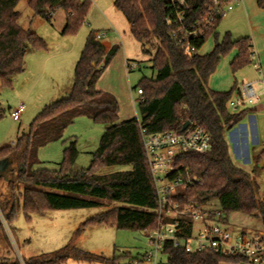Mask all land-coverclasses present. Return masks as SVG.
Listing matches in <instances>:
<instances>
[{"label":"trees","instance_id":"16d2710c","mask_svg":"<svg viewBox=\"0 0 264 264\" xmlns=\"http://www.w3.org/2000/svg\"><path fill=\"white\" fill-rule=\"evenodd\" d=\"M19 1L0 0V90L11 86L13 78L25 70L30 49L47 46L36 32L20 26ZM256 2L259 8L264 9V0ZM114 4L129 22L130 31L142 43L143 50L149 53V47H157L152 59L155 77H143L134 87L143 91V99H136L139 117L116 123L120 110L118 100L96 89V83L119 47L107 50L92 31L77 62L68 96L46 105L27 134L21 135L13 145L0 148V162L11 160L19 166L9 196L0 198L9 210V218L18 202L22 203L27 219L50 210L91 208L103 206L106 202L123 205L88 218L63 248L52 253V257L39 258L34 263L47 264L67 257L105 264L136 263H123L121 257L106 258L83 251L76 246V241L88 226H114L146 233L157 227L158 195L140 125L153 133L182 132L186 121L205 128L211 135V149L204 153L183 152L175 158V165L181 166V171L187 170L191 176L201 180L200 184L181 191L176 196L177 201L185 205L216 200L225 221H229L232 212H240L259 217L264 227V198L258 194V184L251 173L233 162L225 137L250 109L233 112L228 109L233 96L241 94L236 85L228 91L209 87L210 77L222 58L231 52L236 51L230 62L233 73L252 62V38L234 39L226 33L220 39L217 28L196 43L201 49L213 36L215 44L210 52L188 55L171 37L166 21L169 15L167 0H115ZM29 5L35 15L48 22H52L57 10L63 9L66 23L62 34H68L76 33L86 21L92 0H29ZM78 115H87L107 125L98 149L93 152L90 166L75 169L78 150L72 141L64 149L57 169L41 167L38 149L60 140L64 128ZM2 116L0 109V118ZM263 157L264 152L257 157L258 162ZM116 165H129L131 168L106 175L97 172L102 167ZM17 182L20 185H16ZM191 226L192 223L188 222L186 236L190 235ZM164 253L166 264H221L226 261L241 264L243 261L208 252L186 253L170 242H167Z\"/></svg>","mask_w":264,"mask_h":264},{"label":"rangeland","instance_id":"374dc122","mask_svg":"<svg viewBox=\"0 0 264 264\" xmlns=\"http://www.w3.org/2000/svg\"><path fill=\"white\" fill-rule=\"evenodd\" d=\"M114 1L92 0L86 21L76 33L68 34H62L66 16L63 9L57 10L52 22H48L35 15L29 0L19 1L17 9L21 14L20 26L36 32L44 39L47 46L38 50L30 49L29 51H36L39 54L33 56L30 66L13 78L11 86L0 90V109L3 112L0 118V148L13 145L21 135L27 134L32 122L46 105L68 96L72 89L77 62L92 31L95 35L106 33V36L100 40L106 46L119 47L96 83V89L107 92L118 100L120 110L116 123L139 117L136 101L139 96L134 87L143 77H155L152 59L157 47H149L148 44L149 53L143 50L142 43L132 35L129 22L115 7ZM218 32L220 39L226 33H230L234 39L250 36L252 42L255 40L257 48L264 53V9L259 8L255 0H244L243 5L234 6V9L221 20ZM214 44L215 39L212 36L200 50L201 53L209 52ZM234 54L235 51L222 58L209 79V86L214 90L231 89L234 85L241 89L244 83L257 80L254 89L258 98L254 104L248 106L250 111L245 114L242 121L228 132V140L235 160L251 173L258 184L259 196L264 198V157L260 162L257 159L264 152V62L262 61L263 70L259 72L254 67L258 59L253 55L250 64L233 73L229 62ZM128 63L135 64L136 67L129 68ZM66 86H69L68 89ZM236 98L237 96L234 95L228 104L231 112L234 111L232 103ZM20 103H24L25 111L20 121H15L11 112ZM241 107L237 111H241L243 109ZM106 128V124L96 122L87 115L76 116L64 128L60 140L38 149L40 166L57 169L63 159L64 149L74 141L78 150L75 169L88 168L93 152L98 149ZM238 146L240 156L234 151ZM0 168V197L3 198L9 196V189L12 181L17 177L19 166L8 160V163L0 164ZM130 168L129 165L105 166L97 172L106 175ZM16 185L20 184L17 182ZM1 198L0 263L11 264H38L34 263V260L47 259L50 255L52 257V253L60 250L70 241L81 223L109 208L123 205L119 202H106L103 206L91 208L50 210L44 214H33L27 219L22 203L18 202L12 217L9 218V210ZM206 206L216 207L218 202L211 200ZM228 226L232 238L240 233H246L248 236L258 233L264 235V227L257 216L232 212ZM201 227L202 223L196 221L193 234L197 235ZM76 246L83 251L103 255L106 258L121 257L123 263L134 261L137 264H154L144 257L149 249V242L147 233L141 230L117 229L105 225L88 226L76 241ZM158 262L166 264V257L160 256ZM47 264L105 263L67 257ZM221 264L240 263L226 261Z\"/></svg>","mask_w":264,"mask_h":264},{"label":"built area","instance_id":"2783aa9c","mask_svg":"<svg viewBox=\"0 0 264 264\" xmlns=\"http://www.w3.org/2000/svg\"><path fill=\"white\" fill-rule=\"evenodd\" d=\"M169 15L167 25L171 37L188 55L198 54L196 43L218 28L221 21L241 0H167ZM106 33H97L101 40ZM135 68V64H129ZM143 91L137 90L142 98ZM253 82L244 83L237 101L232 107L238 110L242 104L252 105L257 100ZM25 111L24 103L11 112L15 121H19ZM143 146L147 154L150 170L156 185L158 207L156 213L159 223L147 232L149 249L144 257L147 261L159 264L160 256H165L167 242L186 253H214L225 258L242 259L241 263L264 264V235L248 236L240 233L232 238L228 222L219 206H206L207 203H189L182 205L176 196L183 190L200 184L199 178L181 171L175 165L180 153L193 151L204 153L211 149V135L202 126L191 124L182 132L165 131L153 133L140 125ZM192 223L191 233L186 236L187 223ZM202 223L201 230L194 235L195 222ZM161 263V262H160ZM137 264V263H134Z\"/></svg>","mask_w":264,"mask_h":264},{"label":"crops","instance_id":"0c3cea01","mask_svg":"<svg viewBox=\"0 0 264 264\" xmlns=\"http://www.w3.org/2000/svg\"><path fill=\"white\" fill-rule=\"evenodd\" d=\"M256 1V0H255ZM240 4H244V0H241V2L240 3H238V4H236L235 6H237V5H240ZM256 4H257V2H256ZM55 16V15H54ZM64 21H65V23H66V16H65V19H64ZM65 23H64V26H65ZM63 26V27H64ZM253 37H255V39H256V36H254V34H253ZM253 40V39H252ZM254 42V43H253ZM252 43H253V49H254V57H257V59H258V61H256V63L254 64V67L259 71V72H262V70H263V62H264V53H262V51L261 50H259L258 48H257V44L255 43V40L253 41ZM105 45V44H104ZM105 47H106V49L107 50H109L111 47L108 45V46H106L105 45ZM202 49V48H201ZM213 49V48H212ZM211 49V50H212ZM210 50V51H211ZM209 51V52H210ZM32 52V53H31ZM36 51H29L28 53H27V55H26V68H27V66H30V64L32 63V61H33V56H36V54H39V53H35ZM206 53H208V52H206ZM206 53H203V54H206ZM34 54V55H33ZM200 54H202L201 53V51H200ZM236 55V51H235V54L233 55V58H234V56ZM232 58V59H233ZM35 60H36V58H34ZM231 59V60H232ZM28 60V61H27ZM38 60V59H37ZM263 61V62H262ZM231 62V61H230ZM230 62H229V67H230ZM213 75V74H212ZM211 78V77H210ZM256 81L257 80H254V81H251V82H253V83H256ZM68 87L69 86H66V88L68 89ZM210 87V86H209ZM232 88V87H231ZM212 89V88H211ZM230 88H227V89H225V90H216V91H228ZM214 90V89H213ZM241 90V89H240ZM70 92V91H69ZM68 92V93H69ZM237 98H238V96H237ZM237 98L235 99V101H237ZM242 107L241 108H243V109H246V108H248V106L249 105H247V104H242L241 105ZM246 106V107H245ZM242 109V110H243ZM20 119H21V117H20ZM20 121V120H19ZM231 131V130H230ZM229 132V131H228ZM228 132L225 134V137H226V140H227V142H228V145H229V153H230V157H231V159L233 160V162L234 163H236L238 166H240V167H242L240 164H238V162L235 160V157H234V152H233V150H232V148H231V146H230V143H229V140H228ZM16 142V141H15ZM15 142H13V143H15ZM236 149H237V151H236ZM236 149L234 150L235 151V154L236 155H238V156H240V154H239V151H240V149H239V146L238 147H236ZM246 153H247V151H246ZM6 163H8V160L7 161H3V162H0V164L1 165H3V164H6ZM243 168V167H242ZM1 169V168H0ZM1 176V175H0ZM229 222V221H228Z\"/></svg>","mask_w":264,"mask_h":264},{"label":"water","instance_id":"95a60500","mask_svg":"<svg viewBox=\"0 0 264 264\" xmlns=\"http://www.w3.org/2000/svg\"><path fill=\"white\" fill-rule=\"evenodd\" d=\"M190 124H191L190 121H186V122L184 123L183 127H182V131L186 130L187 127H188ZM241 264H246V263L243 262V263H241Z\"/></svg>","mask_w":264,"mask_h":264}]
</instances>
